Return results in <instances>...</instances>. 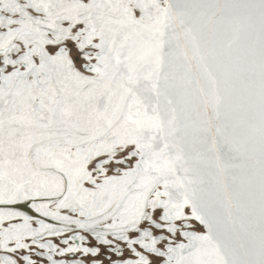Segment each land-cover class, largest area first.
Returning a JSON list of instances; mask_svg holds the SVG:
<instances>
[{
  "label": "snow or ice",
  "instance_id": "6c2138e0",
  "mask_svg": "<svg viewBox=\"0 0 264 264\" xmlns=\"http://www.w3.org/2000/svg\"><path fill=\"white\" fill-rule=\"evenodd\" d=\"M0 264H264V0H0Z\"/></svg>",
  "mask_w": 264,
  "mask_h": 264
}]
</instances>
